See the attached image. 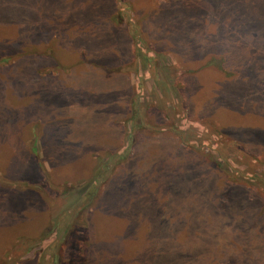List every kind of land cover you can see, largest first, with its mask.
<instances>
[{
    "label": "rangeland",
    "instance_id": "374dc122",
    "mask_svg": "<svg viewBox=\"0 0 264 264\" xmlns=\"http://www.w3.org/2000/svg\"><path fill=\"white\" fill-rule=\"evenodd\" d=\"M77 226L86 264H264V0H0V264Z\"/></svg>",
    "mask_w": 264,
    "mask_h": 264
},
{
    "label": "trees",
    "instance_id": "16d2710c",
    "mask_svg": "<svg viewBox=\"0 0 264 264\" xmlns=\"http://www.w3.org/2000/svg\"><path fill=\"white\" fill-rule=\"evenodd\" d=\"M216 167H219L217 164ZM84 230L82 227L77 226L69 231L68 235V248L70 249V255L67 262L64 264H86L85 250L82 247Z\"/></svg>",
    "mask_w": 264,
    "mask_h": 264
}]
</instances>
